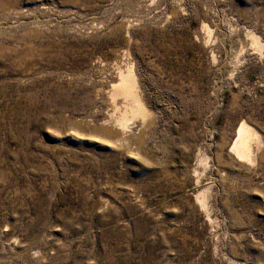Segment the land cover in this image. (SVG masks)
Masks as SVG:
<instances>
[{
    "label": "rangeland",
    "instance_id": "obj_1",
    "mask_svg": "<svg viewBox=\"0 0 264 264\" xmlns=\"http://www.w3.org/2000/svg\"><path fill=\"white\" fill-rule=\"evenodd\" d=\"M0 264H264V0H0Z\"/></svg>",
    "mask_w": 264,
    "mask_h": 264
},
{
    "label": "bare ground",
    "instance_id": "obj_2",
    "mask_svg": "<svg viewBox=\"0 0 264 264\" xmlns=\"http://www.w3.org/2000/svg\"><path fill=\"white\" fill-rule=\"evenodd\" d=\"M117 58L119 61H117L115 64L113 63L110 75L113 81H117L118 84L111 88V94L114 96L120 95L126 102V106L120 114L122 123L123 121L127 120V117H129L128 114H131L135 117L134 114H144L146 110L145 105L139 96V89L137 87L135 75L132 71L133 69L126 67V65L124 66L123 64L124 52L118 55ZM115 108L116 113L118 107ZM112 117H114V115H112ZM116 126L117 125H115V127ZM250 131L244 126H241L238 129V137L233 148L236 150V154L239 158H248L251 156L250 141L253 137L251 136Z\"/></svg>",
    "mask_w": 264,
    "mask_h": 264
}]
</instances>
